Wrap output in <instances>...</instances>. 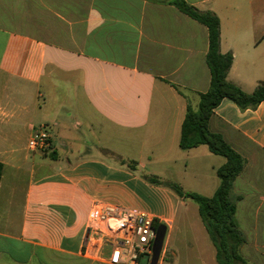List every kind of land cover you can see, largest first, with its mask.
Instances as JSON below:
<instances>
[{
	"label": "crops",
	"instance_id": "1",
	"mask_svg": "<svg viewBox=\"0 0 264 264\" xmlns=\"http://www.w3.org/2000/svg\"><path fill=\"white\" fill-rule=\"evenodd\" d=\"M185 1L219 17L227 79L253 93L264 82V0ZM208 51L207 27L169 0H0V264H110L104 238L87 237L105 203L165 225L173 259L159 264H179L172 237L192 201L145 176L217 192L226 159L179 145L187 106L210 87ZM44 125L52 146L32 152ZM209 129L246 160L235 224L242 256L264 264V102L225 99ZM197 261L218 264L216 252Z\"/></svg>",
	"mask_w": 264,
	"mask_h": 264
},
{
	"label": "trees",
	"instance_id": "2",
	"mask_svg": "<svg viewBox=\"0 0 264 264\" xmlns=\"http://www.w3.org/2000/svg\"><path fill=\"white\" fill-rule=\"evenodd\" d=\"M169 3L205 25L209 32V51L206 59L211 72V83L209 90L200 94L197 109L190 104L187 106L181 130L180 148L189 150L206 145L211 153L224 157L226 163L217 170L220 186L215 195L210 198L185 191L179 184L164 181L156 176H145V178L153 184L171 189L181 199L192 201L198 206L199 215L216 248L218 264H251L241 254V247L246 243V238L235 224L236 205L231 199L234 182L243 172L246 160L224 140L221 134L210 131L209 121L214 110L225 99L232 100L244 109L254 108L264 102V82L250 94L229 82L227 77L233 64V55L222 54L220 51L219 17L211 11H201L185 0H169ZM124 163L131 170L137 169V163L134 161H124ZM2 171L3 165L0 163V179ZM159 225L160 223L155 221V226Z\"/></svg>",
	"mask_w": 264,
	"mask_h": 264
},
{
	"label": "built area",
	"instance_id": "3",
	"mask_svg": "<svg viewBox=\"0 0 264 264\" xmlns=\"http://www.w3.org/2000/svg\"><path fill=\"white\" fill-rule=\"evenodd\" d=\"M52 141V132L44 125L34 131L28 147L32 152H45ZM90 222L87 237L104 238L102 244L111 249L110 264L150 263L157 227L145 213L112 203L97 204L90 213Z\"/></svg>",
	"mask_w": 264,
	"mask_h": 264
},
{
	"label": "rangeland",
	"instance_id": "4",
	"mask_svg": "<svg viewBox=\"0 0 264 264\" xmlns=\"http://www.w3.org/2000/svg\"><path fill=\"white\" fill-rule=\"evenodd\" d=\"M232 201L237 204L240 197L238 195H231ZM188 221L178 223V230L172 237V249L179 256V264H199L198 257L202 259L211 260L214 258L216 252L215 246L211 243L210 236L205 228V225L199 215L198 206L189 202L188 206ZM114 225V223H111ZM173 259V253L164 242L161 257L159 262L169 261ZM189 260V261H187ZM159 264V263H158ZM212 264H217L216 262Z\"/></svg>",
	"mask_w": 264,
	"mask_h": 264
},
{
	"label": "water",
	"instance_id": "5",
	"mask_svg": "<svg viewBox=\"0 0 264 264\" xmlns=\"http://www.w3.org/2000/svg\"><path fill=\"white\" fill-rule=\"evenodd\" d=\"M167 233V227L160 224L156 229V237L153 243V253L149 264H158Z\"/></svg>",
	"mask_w": 264,
	"mask_h": 264
}]
</instances>
